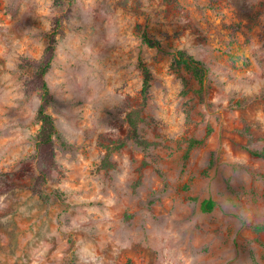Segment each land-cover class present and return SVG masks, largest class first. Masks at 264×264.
Instances as JSON below:
<instances>
[{
    "label": "clouds",
    "instance_id": "clouds-1",
    "mask_svg": "<svg viewBox=\"0 0 264 264\" xmlns=\"http://www.w3.org/2000/svg\"><path fill=\"white\" fill-rule=\"evenodd\" d=\"M264 264V0H0V264Z\"/></svg>",
    "mask_w": 264,
    "mask_h": 264
},
{
    "label": "rangeland",
    "instance_id": "rangeland-1",
    "mask_svg": "<svg viewBox=\"0 0 264 264\" xmlns=\"http://www.w3.org/2000/svg\"><path fill=\"white\" fill-rule=\"evenodd\" d=\"M129 264H131V261H129Z\"/></svg>",
    "mask_w": 264,
    "mask_h": 264
}]
</instances>
